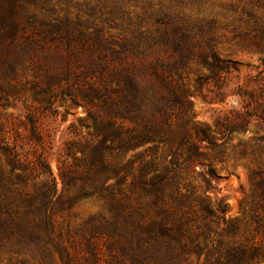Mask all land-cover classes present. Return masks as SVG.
I'll list each match as a JSON object with an SVG mask.
<instances>
[{"label":"trees","instance_id":"16d2710c","mask_svg":"<svg viewBox=\"0 0 264 264\" xmlns=\"http://www.w3.org/2000/svg\"><path fill=\"white\" fill-rule=\"evenodd\" d=\"M224 43L264 64V0H0V109L32 96L53 116L56 96L83 104L92 127L65 144L57 195L36 115L25 133L0 119V264L264 263V134L249 151L229 143L253 117L264 127L261 94L229 93L244 108L214 126L191 112V89L228 95ZM230 159L252 163L240 219L196 182ZM85 201L97 209L71 213Z\"/></svg>","mask_w":264,"mask_h":264},{"label":"rangeland","instance_id":"374dc122","mask_svg":"<svg viewBox=\"0 0 264 264\" xmlns=\"http://www.w3.org/2000/svg\"><path fill=\"white\" fill-rule=\"evenodd\" d=\"M219 55L235 60L236 69L227 77L224 84L225 92L228 94L225 99L218 102H209L196 90H190L191 112L194 120L197 123L210 126H214L216 119L227 114L229 109L242 110L244 108V102L238 96L229 95V93L236 92L238 89L259 92L261 97H259L258 111L264 108V64L262 54L258 51L224 43L219 49ZM257 79L258 81H255ZM42 102L39 98L28 96L24 103L18 101L14 106H3L0 109V119L4 122L6 120L8 126H13L14 129L19 126L20 132L25 133L27 131L21 125V122L24 121L25 111L30 110L36 115V130L39 131L43 140L44 154L55 178L57 195H59L61 193V182L58 175V159L62 156L64 146L68 141L76 139L79 135L91 133L92 127L90 121L86 119V107L83 104H75L69 99H60L55 96L50 105V108L55 110V114L50 116L47 112L39 113V105ZM249 111L251 112V110ZM246 129L245 133H232L229 143L236 144L238 141H244L247 145V151H249L250 144H255L257 148V144L251 138L263 135L264 127L259 119L253 117L247 124ZM23 141L26 140L23 139ZM17 143L22 145L23 151L27 150V146L21 144L19 138ZM146 147L147 144H142L128 150L123 158L129 157L135 152H142ZM239 148L240 146H237L235 150ZM159 153L157 154L158 159ZM233 154L231 152L230 155ZM76 155H78V152H76ZM257 159L259 161V158ZM251 164L249 160L236 163L233 159H230L222 165V169L220 168L221 165L217 166V172L209 177L210 185L204 184L199 178L196 179L199 190L205 191L212 200L218 199L224 206L223 212L230 219H240L243 213L247 211V203L251 193L248 169ZM96 209L97 206L92 201L78 202L71 213L85 216ZM53 213L52 217L56 221H60L65 216L67 217V213L62 211L58 204L54 205Z\"/></svg>","mask_w":264,"mask_h":264}]
</instances>
